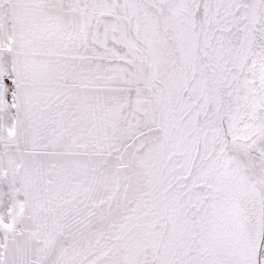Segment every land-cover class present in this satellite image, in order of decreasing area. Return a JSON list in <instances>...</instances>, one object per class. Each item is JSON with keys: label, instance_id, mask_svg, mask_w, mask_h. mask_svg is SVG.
Segmentation results:
<instances>
[{"label": "rangeland", "instance_id": "rangeland-1", "mask_svg": "<svg viewBox=\"0 0 264 264\" xmlns=\"http://www.w3.org/2000/svg\"><path fill=\"white\" fill-rule=\"evenodd\" d=\"M199 1L183 0V11L191 24L198 20ZM215 1L208 0L209 9ZM216 2L219 9L221 0ZM11 8L12 23L8 32L14 38L19 75L17 84L3 79L6 103L19 107L24 133L30 141L28 147L40 142L41 164L48 181L56 183L60 196L66 193L61 205L70 201L67 207L73 211L80 206L72 222L66 223L71 226L65 234L56 231L57 223L53 224L52 233L40 230L38 237L29 234L30 245L26 251L23 246L15 256L22 264H61V254L68 245L102 227L115 207L130 208L138 204L143 194L160 180L162 159L144 152L151 135L131 146V133L140 132L143 126L159 128L160 99L158 94L156 97L153 90L156 88L148 78L139 50L144 51L132 35L133 28L141 41L130 22L125 0L108 3L12 0ZM249 15L248 38L245 40L242 36L239 49L247 56L246 65L244 71L240 70L241 76L239 73L241 81L237 79L231 92L241 89L242 98L237 100L230 94L225 105V125L232 153L231 149L226 152L231 154L214 174L210 171L206 184L204 197L209 195L211 186L213 199L205 224L207 249L199 264H264V0H251ZM195 50L194 59L198 45ZM159 53L166 55L163 65L164 62L176 64L178 59L174 61V55L169 53H176V58L179 54L181 68L182 61L187 63L191 55L188 41L175 45L172 51ZM5 69L7 74L13 73L12 59ZM162 77L173 87L171 102L165 84L156 78L165 87L171 110L175 112L181 97L183 101L186 98L187 90L183 95L182 92L188 80L183 81L179 73ZM259 78L262 87L257 91L255 85ZM131 95L136 96L134 102ZM0 102L3 103L1 92ZM6 110L13 111L8 107ZM202 118L195 126H185L183 135L189 134ZM202 131L205 129L188 146L196 143L200 148ZM46 134L52 141L41 142ZM160 136L158 130L157 137ZM212 147L211 144L206 148V153ZM44 150L54 157L44 160ZM200 150L194 147L190 151L188 166L183 167L184 176L190 174ZM215 162L217 165L218 159ZM188 193V206L200 209L190 205L196 194L187 199ZM181 208L178 196L169 197L155 219L134 224L88 264H113L112 259L115 264H131L127 261L131 255L135 257L132 264H167L178 243L179 232L190 218L189 209L182 212ZM6 211L12 215L17 209L7 202ZM149 229L150 238L147 237ZM66 234L69 237H64ZM131 237L135 239L132 249ZM138 245L145 248L149 245V253L144 250L147 257H141L143 253ZM10 251L12 259V246ZM115 251L122 252L120 259H116ZM5 259L7 255L0 252V261Z\"/></svg>", "mask_w": 264, "mask_h": 264}, {"label": "water", "instance_id": "water-1", "mask_svg": "<svg viewBox=\"0 0 264 264\" xmlns=\"http://www.w3.org/2000/svg\"><path fill=\"white\" fill-rule=\"evenodd\" d=\"M206 1H199L200 34L198 50L195 59L196 77L204 80L211 99L207 114L198 125L187 134L181 148L178 143L173 144V132L169 134L164 128L166 136L165 154L163 158L162 175L158 183L147 190L140 202L133 207H115L108 215L104 225L93 230L68 245L61 254V264H88L99 254L121 238L134 224L147 222L156 218L160 208L169 197L178 196L182 212L189 209V221L179 232L178 243L167 264H199L207 249L205 224L207 214L213 199V187H208L209 195L204 197L197 207H189L186 196L189 183L198 172L213 158L218 159L225 144L229 152L231 140L227 134L225 119V105L227 97L234 90L241 70L237 57L244 60L239 52L242 36L247 40L251 25L249 10L251 0H221L217 13L207 20L205 9ZM130 22H133L131 0H127ZM262 31V30H261ZM132 35L137 44L144 51L147 58V74L149 80L158 91L160 112L169 111L165 87L154 77L153 62L148 49L138 40L132 28ZM209 38V44H207ZM231 64L230 70L223 63ZM236 91L235 96L239 97ZM214 129L215 145L209 157L197 165L188 176H184L183 167L189 142L203 129ZM211 172L207 175L209 180ZM196 233L193 234V233Z\"/></svg>", "mask_w": 264, "mask_h": 264}, {"label": "flooded vegetation", "instance_id": "flooded-vegetation-1", "mask_svg": "<svg viewBox=\"0 0 264 264\" xmlns=\"http://www.w3.org/2000/svg\"><path fill=\"white\" fill-rule=\"evenodd\" d=\"M108 1L110 0H101V2H105V3H108ZM125 1L127 2V0ZM216 1L214 5L210 6V9L207 6L208 0L206 1L205 13H206V17L208 21H210L214 13L218 12ZM183 7H184L183 0H131V8H132L131 14L133 18V24L135 25V28L137 31V35L141 39V41L144 43L145 47L148 49L150 56H151V60L153 62V69H154L155 76L158 80H160L161 82H163V84H165L166 88L168 89L169 95L171 96L170 97L171 102L173 100V96H172L173 87L169 86L165 82L162 75L164 77H167V75L170 76V74L179 73L180 75H183V79H184L183 81L188 80L187 86L186 88H184L182 92V95H183L184 92L187 90L186 98L183 101V97H181L180 103L176 111L173 112L171 110L170 102H169L170 111L165 110L163 113H160V109H159V116H158L159 128L155 129V127H153L152 129L151 128L149 129L143 126V129H141L140 132L131 133V146L132 147L137 143L136 141L138 139L142 141V140H145L146 137L151 135V137L149 138L147 142V145L144 147V152L149 155H155L158 158V160L161 158L162 161L164 158L165 146H166V136H165L164 128L168 130L169 134L173 132V144L176 145L178 143L179 147H181L182 141L185 137L183 135L184 127L188 125L195 126L198 122V119L202 118L203 115L205 116V114L207 113L210 107V102H211L206 82L200 79L199 77H196V64H195V59H194L195 54H193V51L196 52L195 49H197L198 37L200 33L199 14L198 16H196L198 20H196V22L191 24L189 21L190 19L186 20L187 14L183 11L184 9ZM187 18H188V15H187ZM132 41H133V45L137 47L134 40ZM186 41H188L189 43V48L191 52V55L187 63H185V61H182V68H181V65L179 64V54H178V58H176L177 56L176 53H169V55L171 54L174 55V58H173L174 61L178 59V62L174 65L173 64L170 65L169 62L165 64L164 62V65H163L162 62H163V59L166 57V55L164 56V54H161L159 52H163V51L168 52L169 50L172 51L175 45L179 46L180 44H183V42H186ZM208 42H209V38H207V43ZM194 43L196 44L195 48H194ZM139 51L142 55L141 56L142 60L147 66L146 55L141 50ZM246 57L247 56H244V60L242 62L239 59V57H237V63L241 65V68H242L241 72L244 71L243 69L245 68V65H246V61H245ZM183 64L185 65L183 66ZM223 65L228 70H230L231 64L230 63L228 64L227 60L223 63ZM177 67H180V68H177ZM241 72H240V76H241ZM240 76H238L239 78L238 81L239 80L241 81ZM257 80L258 81L256 82L255 87H257L258 88L257 91H259L262 85L258 83L259 81H261L260 78ZM153 90L156 94V97H158L157 90L154 88ZM235 91L240 92L239 97H236L235 93H232L231 96L237 100H240L242 98L241 89L236 88ZM131 97H132V101L134 102V98L136 96L131 95ZM180 106H181V110H178ZM158 130L161 131L160 137H157ZM202 132H204V134H202L201 136L202 140L201 141L199 140L200 148H199V145H196V143H192V145L188 146L187 148V154L185 158L184 167L188 166V163H189L188 155L190 151L194 147H196V150L201 149L198 159H196L195 163L192 162L193 165L191 164L192 169L190 170V172L197 165H199L202 162V160H205L209 157L215 145L214 129L213 128L205 129V131H202ZM211 144L213 146L211 151L206 153V148L207 149L210 148ZM191 146H192V149H191ZM225 151H226V145L223 146L222 152L220 156L218 157L217 165L215 162V158H213L212 160L209 161L208 165L204 166L198 172L196 177L192 178L191 182L189 183L190 192L188 193L187 199H190L193 193L196 194V198H195V201L190 202V205L200 206L204 196L207 195L206 184H207L208 173L211 171L214 174L215 171L218 170V165L223 163L227 159L226 157H228L232 153V149L229 155H226ZM195 190L197 191L195 192ZM174 201L175 203H177V198H175ZM147 237L150 238V229H149V235H147ZM134 244H135V239H132L131 237V249L134 247ZM149 248H150L149 245L148 246L146 245V248L144 246L141 247L140 245H138V249L141 250V253H143L141 256L142 258L147 257L145 256L144 250L148 252V250H150ZM118 249H121L122 251L125 250V248H118ZM121 254L122 252H119V251H115L114 253L116 259L118 258L120 259ZM127 261L128 263L131 262V264L135 263V257L131 255V257L127 259ZM183 264H187V261Z\"/></svg>", "mask_w": 264, "mask_h": 264}, {"label": "crops", "instance_id": "crops-1", "mask_svg": "<svg viewBox=\"0 0 264 264\" xmlns=\"http://www.w3.org/2000/svg\"><path fill=\"white\" fill-rule=\"evenodd\" d=\"M11 7L12 0H0V92L3 101L0 102V252L3 251L8 257L0 261V264H22L20 259L17 260L15 253L23 250V246L26 251V247L30 245L27 237L29 234L38 237L37 235L41 234L40 230L49 231L47 234L52 233L55 231L53 226L55 223H57L56 231L65 234L71 226L68 227L66 223H71L73 215L80 212V206L74 211L71 207H67L70 201L61 205L66 199V193L60 196L56 191V183L48 181L41 164L38 144L40 142L28 147L30 141L26 139L24 133L20 109L17 104L10 106L6 103L3 79L8 77L11 82L17 84V74L19 75L14 38L8 32L12 23ZM10 59L14 71L12 74H7L5 65ZM6 107L12 108L13 111L6 110ZM44 140L52 141V138L49 139L46 134L41 142ZM43 153L44 160L54 157L51 156L50 151L44 150ZM63 188L70 194L66 185ZM92 192L94 193V189ZM7 202L15 206L17 212L9 215L6 211ZM64 237L69 236L66 234ZM40 242L41 247L46 249L45 243ZM11 246L14 254L12 259L8 254L11 253Z\"/></svg>", "mask_w": 264, "mask_h": 264}, {"label": "built area", "instance_id": "built-area-1", "mask_svg": "<svg viewBox=\"0 0 264 264\" xmlns=\"http://www.w3.org/2000/svg\"><path fill=\"white\" fill-rule=\"evenodd\" d=\"M5 82H10V79L8 77L4 78Z\"/></svg>", "mask_w": 264, "mask_h": 264}, {"label": "trees", "instance_id": "trees-1", "mask_svg": "<svg viewBox=\"0 0 264 264\" xmlns=\"http://www.w3.org/2000/svg\"><path fill=\"white\" fill-rule=\"evenodd\" d=\"M112 262H113V264H115L116 261L114 259H112Z\"/></svg>", "mask_w": 264, "mask_h": 264}]
</instances>
